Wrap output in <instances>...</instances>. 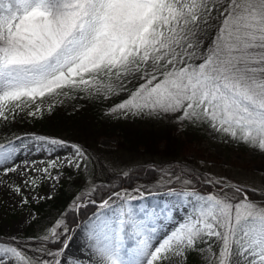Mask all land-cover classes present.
I'll use <instances>...</instances> for the list:
<instances>
[{
    "label": "snow or ice",
    "instance_id": "obj_1",
    "mask_svg": "<svg viewBox=\"0 0 264 264\" xmlns=\"http://www.w3.org/2000/svg\"><path fill=\"white\" fill-rule=\"evenodd\" d=\"M101 75L143 81L119 109L202 120L264 152V0H0V116L6 101L27 106ZM15 151L0 145V164ZM229 191L203 192L172 172L162 204L142 202L140 189L112 193L86 226L95 264H174L200 244L209 264H264V206ZM178 208L181 223L157 236ZM62 223L49 229L62 247L36 250L48 258L29 256L14 236L0 245V264H69Z\"/></svg>",
    "mask_w": 264,
    "mask_h": 264
},
{
    "label": "rangeland",
    "instance_id": "obj_2",
    "mask_svg": "<svg viewBox=\"0 0 264 264\" xmlns=\"http://www.w3.org/2000/svg\"><path fill=\"white\" fill-rule=\"evenodd\" d=\"M104 77L106 76H98L96 79L99 83L94 86L90 84L88 88L81 86L80 89L85 90L88 94L95 93L102 85V82L105 81ZM139 85L132 89L128 96L121 98L108 108H104V111H110L111 113L128 112L119 109L118 105L128 100ZM111 87L113 90L106 91L105 95L113 94L116 91L114 85ZM78 88L71 86L64 87L58 90V94H46L45 97L37 98L34 102H27V106L18 101H6L4 102V111L5 109H18L19 113L26 118L35 117L42 111L50 109L55 103H62L72 99ZM18 103L20 107L15 106ZM37 108H39V111H37ZM153 114L155 118L160 117L158 113L154 112ZM177 116L176 119L179 121L177 132L185 134L187 125L191 122L196 128L199 127L198 130L201 133V136H196L185 150L187 157H191L199 164L210 168L209 179L219 178L221 182L225 183L219 189L209 192L217 193L221 189L224 190L227 184H235V180H227L234 178L242 181L243 185L264 190V152L254 150L245 143L238 142L215 131L205 121L177 118ZM52 141H56L57 143L52 144ZM118 141L119 136L117 135H104L100 138V143L106 147H116ZM1 145L13 146L16 148V151L7 165L0 164V231L14 236L24 235L31 238L48 236V238L56 239L49 229L57 221H63L61 228H57L58 233L62 228H68L66 225L65 208L62 206H52L46 202L40 205L39 202L53 197L62 185L69 194H72L71 205L77 206L78 204L87 202L101 175L100 173H96L94 162L87 152L75 143L51 138L41 139V137L33 134L19 136L11 143ZM77 149H79V152ZM123 158L125 157L120 156L113 163L116 168L128 172V166L123 165L126 161ZM69 161H72V163H69ZM76 163H80L81 166L76 167ZM7 166L14 167L15 171L5 173L4 168ZM222 177L224 178L223 180L221 179ZM168 179L167 175H163L156 183L162 186L168 183ZM17 187L21 189L19 193L15 191ZM194 188L201 190L199 187ZM166 191L167 187H164L159 188L158 191L154 189L151 192L140 193L146 197V200L142 202L150 205L162 204L169 199L167 196H164ZM224 191L229 196L232 195L231 192ZM118 192L122 195L125 193L129 195L136 194V191L133 189H124ZM149 193H152V195ZM247 198L255 202L256 205L264 206V201H254L248 196ZM23 200L27 202L24 203L22 202ZM110 203L115 208L120 203V200L114 198V202L110 201ZM105 211L107 209L103 208L101 202H99L96 211L73 229L70 233L71 239L68 241L69 246L64 250L63 256L60 257L62 261L67 259L69 264H95L96 258L92 256V252L90 251L91 241L88 238L86 226L95 219L97 214ZM108 214L112 215L110 212ZM173 216L174 219L171 221L157 223V228L159 229L157 236L163 235L181 223L182 218L185 216L184 209L178 208L173 210ZM3 244L7 243L0 241V245ZM45 245L38 246L37 249L47 250L48 246ZM56 251L57 249L51 252L54 253ZM189 251L192 252L195 258L205 263L209 262L210 253L208 245L200 244L197 247L187 249L182 257H174V264H184ZM215 251L216 248L213 246L212 252ZM28 255L31 256L30 254ZM37 257L48 258L38 251ZM212 259L215 260V257L213 256Z\"/></svg>",
    "mask_w": 264,
    "mask_h": 264
},
{
    "label": "trees",
    "instance_id": "obj_3",
    "mask_svg": "<svg viewBox=\"0 0 264 264\" xmlns=\"http://www.w3.org/2000/svg\"><path fill=\"white\" fill-rule=\"evenodd\" d=\"M214 29L215 24H213ZM103 79L105 81L102 82L99 91L88 94L79 87L72 99L55 103L50 109L42 111L35 117L26 118L18 109H8L9 111L5 109L4 116H0V145L11 143L19 136L33 134L41 138L75 143L81 146L94 162L96 173L101 175L87 202L77 206L71 205L72 194H69L63 185L53 197L39 202L40 205L46 202L52 206L65 208L66 225L71 232L96 211L99 202L108 199L112 193L122 191L124 188L135 191L141 188L143 191L140 193H144L167 187L168 183L161 186L157 185L156 181L163 175L169 178L172 172L183 179L191 180L193 187H199L204 192L225 185L219 178L209 179L208 174L211 169L185 154V150L194 138L201 136L199 127L196 128L190 122L185 134H182L177 132L179 124L176 119L177 114L158 113L160 117L155 118L153 113L149 115L147 112L135 114L104 111V108L128 96L142 80L138 75H128L119 80L107 76ZM109 85H114L116 91L105 95ZM104 135L119 136L118 145L116 147L102 145L100 138ZM120 156L125 157L123 159L126 161L123 165L128 166V172L115 167L113 161ZM227 180H235V184H227L224 190L241 188L244 192H248L252 200L264 201V190L243 185L244 183L238 178ZM12 237L14 235L0 231V241L9 244ZM15 237L31 256H37L36 250L43 244L48 246L47 251L62 246L53 238L43 240L24 235H15ZM184 264H209V262L205 263L195 258L189 251Z\"/></svg>",
    "mask_w": 264,
    "mask_h": 264
},
{
    "label": "water",
    "instance_id": "obj_4",
    "mask_svg": "<svg viewBox=\"0 0 264 264\" xmlns=\"http://www.w3.org/2000/svg\"><path fill=\"white\" fill-rule=\"evenodd\" d=\"M248 195V194H247Z\"/></svg>",
    "mask_w": 264,
    "mask_h": 264
}]
</instances>
